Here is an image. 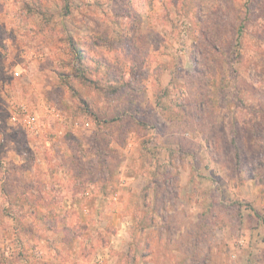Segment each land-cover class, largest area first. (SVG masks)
I'll list each match as a JSON object with an SVG mask.
<instances>
[{
	"label": "rangeland",
	"instance_id": "1",
	"mask_svg": "<svg viewBox=\"0 0 264 264\" xmlns=\"http://www.w3.org/2000/svg\"><path fill=\"white\" fill-rule=\"evenodd\" d=\"M0 264H264V0H0Z\"/></svg>",
	"mask_w": 264,
	"mask_h": 264
},
{
	"label": "built area",
	"instance_id": "2",
	"mask_svg": "<svg viewBox=\"0 0 264 264\" xmlns=\"http://www.w3.org/2000/svg\"><path fill=\"white\" fill-rule=\"evenodd\" d=\"M34 120H35V119L33 118V119L31 120V122L34 121ZM30 127L32 128V126H30Z\"/></svg>",
	"mask_w": 264,
	"mask_h": 264
}]
</instances>
